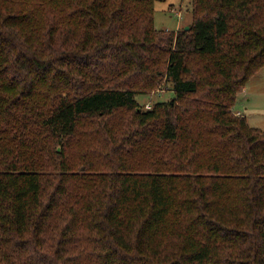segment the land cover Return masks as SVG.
<instances>
[{
  "label": "trees",
  "instance_id": "16d2710c",
  "mask_svg": "<svg viewBox=\"0 0 264 264\" xmlns=\"http://www.w3.org/2000/svg\"><path fill=\"white\" fill-rule=\"evenodd\" d=\"M155 1L0 0V264H264V0Z\"/></svg>",
  "mask_w": 264,
  "mask_h": 264
},
{
  "label": "rangeland",
  "instance_id": "374dc122",
  "mask_svg": "<svg viewBox=\"0 0 264 264\" xmlns=\"http://www.w3.org/2000/svg\"><path fill=\"white\" fill-rule=\"evenodd\" d=\"M179 16H178V15ZM192 22L191 0H157L154 3V26L162 32V36L168 37L182 31ZM243 95L236 97L234 110L243 112L250 126L264 132V67L252 76L244 86ZM171 83L165 81L154 90L136 94V99L142 108H151L154 103L173 99ZM149 107H146V106ZM233 110V111H234ZM76 143H83L78 138L69 143L67 151L72 157V149ZM61 149V146H59Z\"/></svg>",
  "mask_w": 264,
  "mask_h": 264
},
{
  "label": "crops",
  "instance_id": "0c3cea01",
  "mask_svg": "<svg viewBox=\"0 0 264 264\" xmlns=\"http://www.w3.org/2000/svg\"><path fill=\"white\" fill-rule=\"evenodd\" d=\"M245 90H246V88L243 87V88L238 92V94H237V98H238L239 95H243V94L245 93ZM233 110H234V108H233ZM234 112H235L236 114H240V115H244V116H245V114H244L243 112L239 111V110H234ZM245 117H246V116H245ZM246 120H247V118H246ZM247 122H248V121H247ZM248 124H249V123H248Z\"/></svg>",
  "mask_w": 264,
  "mask_h": 264
},
{
  "label": "water",
  "instance_id": "95a60500",
  "mask_svg": "<svg viewBox=\"0 0 264 264\" xmlns=\"http://www.w3.org/2000/svg\"><path fill=\"white\" fill-rule=\"evenodd\" d=\"M188 28H189V27L186 26V27H185V30H188ZM57 150L60 151V147H59V146H58V149H57Z\"/></svg>",
  "mask_w": 264,
  "mask_h": 264
},
{
  "label": "built area",
  "instance_id": "2783aa9c",
  "mask_svg": "<svg viewBox=\"0 0 264 264\" xmlns=\"http://www.w3.org/2000/svg\"><path fill=\"white\" fill-rule=\"evenodd\" d=\"M178 15V14H177ZM179 16V15H178ZM146 107H149L148 105Z\"/></svg>",
  "mask_w": 264,
  "mask_h": 264
}]
</instances>
